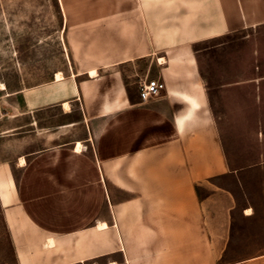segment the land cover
<instances>
[{
    "label": "crops",
    "instance_id": "0c3cea01",
    "mask_svg": "<svg viewBox=\"0 0 264 264\" xmlns=\"http://www.w3.org/2000/svg\"><path fill=\"white\" fill-rule=\"evenodd\" d=\"M57 4L63 61L8 93L24 97L13 116H29L2 131L29 143L0 161L15 243L36 229L49 247H83L64 264H264V195L240 198L220 183L246 170L234 159L235 125L257 124L264 170V0ZM246 29L232 60L228 35ZM149 78L165 88L143 101ZM54 109L61 121L42 124Z\"/></svg>",
    "mask_w": 264,
    "mask_h": 264
},
{
    "label": "rangeland",
    "instance_id": "374dc122",
    "mask_svg": "<svg viewBox=\"0 0 264 264\" xmlns=\"http://www.w3.org/2000/svg\"><path fill=\"white\" fill-rule=\"evenodd\" d=\"M60 14L57 0H0V161L14 160L28 148V142L20 143L17 138L10 139L2 133L3 129L29 119V116H13L19 113L15 99L23 103L24 97L22 94L13 95L12 98H16L11 99L8 93L47 79L50 71L46 72L44 68L57 66L63 61L60 54ZM252 31L246 29L245 32L230 33L228 48L225 46L223 52L229 53L232 60H238L239 43H242L238 38L247 32L248 35L253 34ZM210 52L209 60L218 68L221 50L212 49ZM233 68L238 69L237 62H232ZM2 85L7 89H2ZM218 96H215V105L224 119L226 109L217 101ZM57 114L56 109L46 111L42 124H49L50 120L52 123L61 121ZM250 114L256 115V109H251ZM256 127L257 124L252 122L245 126L235 125L230 133L237 155L234 158L236 165L246 170L228 175L220 183L240 198L264 195L263 159ZM26 236V241L15 243L0 202V264H23L25 257L33 264H64L83 251V247L75 246L71 241L57 246L49 243L52 246L49 247L36 229H30ZM99 264L106 262L102 260Z\"/></svg>",
    "mask_w": 264,
    "mask_h": 264
},
{
    "label": "built area",
    "instance_id": "2783aa9c",
    "mask_svg": "<svg viewBox=\"0 0 264 264\" xmlns=\"http://www.w3.org/2000/svg\"><path fill=\"white\" fill-rule=\"evenodd\" d=\"M165 82L159 78L145 79L140 82L139 91L143 101H148L162 94Z\"/></svg>",
    "mask_w": 264,
    "mask_h": 264
},
{
    "label": "bare ground",
    "instance_id": "6f19581e",
    "mask_svg": "<svg viewBox=\"0 0 264 264\" xmlns=\"http://www.w3.org/2000/svg\"><path fill=\"white\" fill-rule=\"evenodd\" d=\"M90 74H92L93 76H96V75H97V70H91V71H90ZM57 75H58V79H59V80L65 79V75H63L62 72H58ZM1 88H2V89H7L6 85H2ZM64 108H65L66 111L70 109V104H69V102H66V104L64 105ZM77 146H78V150H79V151H83L84 146H83L82 143L79 142ZM19 163L22 164V165H24V164L26 163V159H25L24 157H21ZM248 211H251V209L249 208ZM248 213H249V212H248ZM106 227H108L107 222H100V223H99V228H100V229H105ZM49 243H50L51 245H52L53 243H55V240H54L53 237L50 239ZM111 264H118V263H117V262H112Z\"/></svg>",
    "mask_w": 264,
    "mask_h": 264
}]
</instances>
